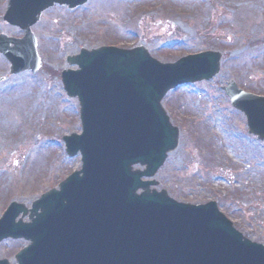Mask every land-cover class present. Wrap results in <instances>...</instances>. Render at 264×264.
Masks as SVG:
<instances>
[{
	"label": "rangeland",
	"instance_id": "374dc122",
	"mask_svg": "<svg viewBox=\"0 0 264 264\" xmlns=\"http://www.w3.org/2000/svg\"><path fill=\"white\" fill-rule=\"evenodd\" d=\"M0 33L21 32L2 21ZM42 67L0 84V214L15 200L27 207L80 168L62 136L80 133L78 104L60 73L80 48L142 45L162 62L204 50L224 53L218 75L182 86L163 104L180 129L178 146L158 170L157 190L179 202L215 201L246 238L264 244V143L247 134L242 114L222 88L234 79L264 95V0H90L74 11L53 10L33 31ZM0 55V76L8 75ZM24 74V73H23ZM26 242L5 240L0 259L14 263Z\"/></svg>",
	"mask_w": 264,
	"mask_h": 264
},
{
	"label": "water",
	"instance_id": "95a60500",
	"mask_svg": "<svg viewBox=\"0 0 264 264\" xmlns=\"http://www.w3.org/2000/svg\"><path fill=\"white\" fill-rule=\"evenodd\" d=\"M86 1L8 0L3 20L24 31L20 39L0 34L10 74L40 67L29 27L43 9ZM220 58V52L206 51L161 63L142 46L82 49L67 58L78 70L63 71L61 81L78 98L82 134L63 140L69 156L81 153L82 167L30 210L11 203L0 217V241H29L15 257L18 264H264V245L243 237L215 203L181 204L165 191L150 190L154 181L141 180L154 176L178 145L179 130L161 106L163 96L211 79ZM224 90L244 114L248 133L264 141V97L233 82Z\"/></svg>",
	"mask_w": 264,
	"mask_h": 264
},
{
	"label": "flooded vegetation",
	"instance_id": "af4514ba",
	"mask_svg": "<svg viewBox=\"0 0 264 264\" xmlns=\"http://www.w3.org/2000/svg\"><path fill=\"white\" fill-rule=\"evenodd\" d=\"M55 9L61 10V12L68 11V8L66 6H61V5L55 4L54 6H52L51 8H49L47 10H45L42 13L41 20L35 26H33L32 28L33 29L37 28L40 25V22L46 17V15L52 13L53 10H55Z\"/></svg>",
	"mask_w": 264,
	"mask_h": 264
}]
</instances>
